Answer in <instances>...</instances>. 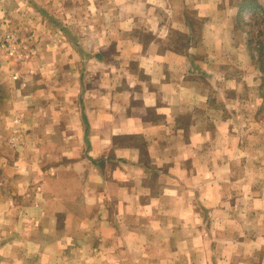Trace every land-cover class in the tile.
<instances>
[{
	"label": "crops",
	"instance_id": "obj_1",
	"mask_svg": "<svg viewBox=\"0 0 264 264\" xmlns=\"http://www.w3.org/2000/svg\"><path fill=\"white\" fill-rule=\"evenodd\" d=\"M261 15L0 0V264H264Z\"/></svg>",
	"mask_w": 264,
	"mask_h": 264
},
{
	"label": "rangeland",
	"instance_id": "obj_2",
	"mask_svg": "<svg viewBox=\"0 0 264 264\" xmlns=\"http://www.w3.org/2000/svg\"><path fill=\"white\" fill-rule=\"evenodd\" d=\"M256 28V32L251 34V38L256 42L257 46H256V51H257V55L259 54H263V51L261 49V46H264V15L261 16H257V18L254 19V24H253ZM8 30V33H5L3 35H1L0 37V45L3 47L2 42L5 40V38L7 37L8 34L13 33L15 34V36L18 38L19 43L21 45L20 48V53L23 54H28L27 56L32 57L33 55L36 54L37 48L34 46H31V44L28 42V39H25V37L27 38L29 35L27 34L26 31L23 32H17V31H11ZM31 40V39H29ZM4 48V47H3ZM5 49V48H4ZM34 50V52H33ZM258 68H261V70H264V63L258 65Z\"/></svg>",
	"mask_w": 264,
	"mask_h": 264
},
{
	"label": "built area",
	"instance_id": "obj_3",
	"mask_svg": "<svg viewBox=\"0 0 264 264\" xmlns=\"http://www.w3.org/2000/svg\"><path fill=\"white\" fill-rule=\"evenodd\" d=\"M3 47L9 53V55L17 58H22V53H20L21 45L15 34L10 33L7 35V37L3 41Z\"/></svg>",
	"mask_w": 264,
	"mask_h": 264
}]
</instances>
